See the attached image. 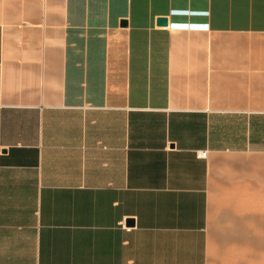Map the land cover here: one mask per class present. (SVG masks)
<instances>
[{
	"label": "crops",
	"instance_id": "crops-1",
	"mask_svg": "<svg viewBox=\"0 0 264 264\" xmlns=\"http://www.w3.org/2000/svg\"><path fill=\"white\" fill-rule=\"evenodd\" d=\"M0 264H264V0H0Z\"/></svg>",
	"mask_w": 264,
	"mask_h": 264
},
{
	"label": "water",
	"instance_id": "water-1",
	"mask_svg": "<svg viewBox=\"0 0 264 264\" xmlns=\"http://www.w3.org/2000/svg\"><path fill=\"white\" fill-rule=\"evenodd\" d=\"M166 23V20L164 18H160L158 20V24H165Z\"/></svg>",
	"mask_w": 264,
	"mask_h": 264
},
{
	"label": "built area",
	"instance_id": "built-area-1",
	"mask_svg": "<svg viewBox=\"0 0 264 264\" xmlns=\"http://www.w3.org/2000/svg\"><path fill=\"white\" fill-rule=\"evenodd\" d=\"M199 155H200L201 157H205V156H206V152H199Z\"/></svg>",
	"mask_w": 264,
	"mask_h": 264
}]
</instances>
